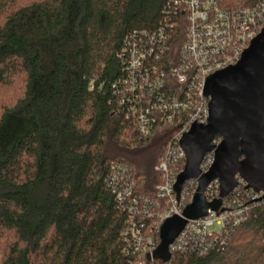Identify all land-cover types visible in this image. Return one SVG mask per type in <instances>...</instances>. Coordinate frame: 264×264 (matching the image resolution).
<instances>
[{
  "label": "trees",
  "instance_id": "16d2710c",
  "mask_svg": "<svg viewBox=\"0 0 264 264\" xmlns=\"http://www.w3.org/2000/svg\"><path fill=\"white\" fill-rule=\"evenodd\" d=\"M168 3L0 0V264L136 260L122 253L128 213L106 179L111 165H126L135 195L155 198L161 180L154 166L167 143L134 170L152 135L142 137L120 103L119 53L133 33L164 29L167 59H176L183 17H168ZM169 262L264 264V203L253 204L205 255L177 252Z\"/></svg>",
  "mask_w": 264,
  "mask_h": 264
},
{
  "label": "built area",
  "instance_id": "2783aa9c",
  "mask_svg": "<svg viewBox=\"0 0 264 264\" xmlns=\"http://www.w3.org/2000/svg\"><path fill=\"white\" fill-rule=\"evenodd\" d=\"M224 4L225 0H169L166 14L180 13L184 25V40L174 61L167 59L164 29L133 33L119 53L123 73L118 82L120 103L126 104V114L136 120L140 135L147 138L167 127L175 130L154 166L161 180L155 198L135 195L132 170L126 165H111L106 179L117 204L128 213L120 237L123 255L136 258L132 264H170V255L177 252L205 255L216 247L224 231L244 221L262 196L246 189L247 183L236 177V188L222 200L217 212L209 210L204 218L187 221L167 248L168 261L156 256L161 226L182 216L197 188L196 179L187 180L177 198L174 185L185 165L181 137L192 124L207 123L205 82L210 75L235 65L264 24V0H247L230 7ZM217 143L214 139L213 144ZM212 163L213 155L207 153L199 167L201 174ZM204 196L208 202L218 198L217 180L208 185ZM215 226L221 230L214 231Z\"/></svg>",
  "mask_w": 264,
  "mask_h": 264
},
{
  "label": "water",
  "instance_id": "95a60500",
  "mask_svg": "<svg viewBox=\"0 0 264 264\" xmlns=\"http://www.w3.org/2000/svg\"><path fill=\"white\" fill-rule=\"evenodd\" d=\"M203 95L208 100L207 123L192 124L181 137L185 165L174 185L177 198L185 181L196 179L197 188L182 216L160 228L156 256L164 261L169 260L168 246L187 221L204 218L209 210L217 212L236 188V177L247 183L246 189L262 193L257 202L264 201V24L235 65L207 78ZM207 153H212L213 163L201 174L199 167ZM215 180L219 196L208 202L204 193Z\"/></svg>",
  "mask_w": 264,
  "mask_h": 264
},
{
  "label": "rangeland",
  "instance_id": "374dc122",
  "mask_svg": "<svg viewBox=\"0 0 264 264\" xmlns=\"http://www.w3.org/2000/svg\"><path fill=\"white\" fill-rule=\"evenodd\" d=\"M175 130L171 127L163 128L158 130L149 137V139L141 147L139 153L137 154V162L133 166L134 170L138 172L143 170L149 162L157 156L162 150L161 146L164 142L168 144L170 138L174 135ZM168 141V142H167ZM220 227H214V231L219 232Z\"/></svg>",
  "mask_w": 264,
  "mask_h": 264
}]
</instances>
